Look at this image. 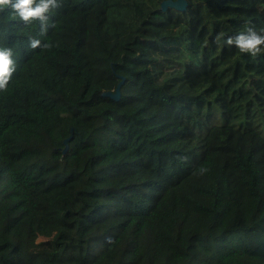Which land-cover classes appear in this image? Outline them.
<instances>
[{
  "label": "trees",
  "instance_id": "obj_1",
  "mask_svg": "<svg viewBox=\"0 0 264 264\" xmlns=\"http://www.w3.org/2000/svg\"><path fill=\"white\" fill-rule=\"evenodd\" d=\"M164 1L0 12V264H264V0Z\"/></svg>",
  "mask_w": 264,
  "mask_h": 264
},
{
  "label": "clouds",
  "instance_id": "obj_2",
  "mask_svg": "<svg viewBox=\"0 0 264 264\" xmlns=\"http://www.w3.org/2000/svg\"><path fill=\"white\" fill-rule=\"evenodd\" d=\"M61 7L60 0H0V12L10 9V15L18 18L25 25L39 22V36H45L50 27V14ZM224 44L235 46L240 53L248 54L255 58L264 53V34L258 33L254 28L249 27L246 32L235 37L229 36ZM28 45L31 49L48 48L49 44H42L41 40L30 37ZM14 52L11 47L0 46V92L7 91L9 82L16 72V61L13 59ZM201 173L206 169H201Z\"/></svg>",
  "mask_w": 264,
  "mask_h": 264
},
{
  "label": "water",
  "instance_id": "obj_3",
  "mask_svg": "<svg viewBox=\"0 0 264 264\" xmlns=\"http://www.w3.org/2000/svg\"><path fill=\"white\" fill-rule=\"evenodd\" d=\"M185 6H186L185 0H176V1L166 0V1L162 2L160 5L161 9H163V10H165L167 7L175 8L178 10H183L185 8ZM118 88H119V86L116 88V92L114 94L107 92V93H103L102 96L117 100L119 98ZM66 148L67 147H65V149ZM65 149H64V151H65Z\"/></svg>",
  "mask_w": 264,
  "mask_h": 264
}]
</instances>
